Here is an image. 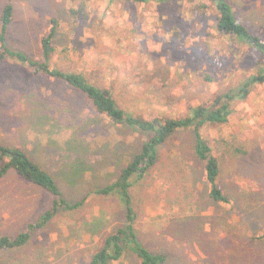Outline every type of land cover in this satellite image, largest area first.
<instances>
[{"label": "rangeland", "instance_id": "rangeland-1", "mask_svg": "<svg viewBox=\"0 0 264 264\" xmlns=\"http://www.w3.org/2000/svg\"><path fill=\"white\" fill-rule=\"evenodd\" d=\"M228 1L264 40V0ZM6 4L14 11L8 47L39 59V40L51 18H58L62 30L53 62L113 87L119 107L135 116L184 118L192 107L236 91L259 62L264 65L247 48L219 42L211 27L215 13L209 9L204 21L194 17L196 1L182 2L180 10L191 18L174 29L162 26L153 6L142 4L88 0L95 12L79 27L69 22L67 10L77 8L70 0H0V13ZM160 32L171 35L165 40ZM149 39L160 45L158 51L148 49ZM230 109L225 125L207 126L202 135L218 160L231 205L207 197L191 131L172 135L147 178L133 181L137 236L149 251L163 254L166 264H264V83ZM145 139V133L95 114L63 82L34 78L17 63L0 66V144L25 150L55 178L67 202L83 201L57 214L23 247L0 251V264H88L124 224L119 198L95 190L116 179ZM51 202L41 188L6 174L0 179V237L23 232ZM112 264L137 263L127 258Z\"/></svg>", "mask_w": 264, "mask_h": 264}, {"label": "trees", "instance_id": "trees-1", "mask_svg": "<svg viewBox=\"0 0 264 264\" xmlns=\"http://www.w3.org/2000/svg\"><path fill=\"white\" fill-rule=\"evenodd\" d=\"M109 6L116 3L142 4L153 6L162 26L179 28L185 13L182 2L194 3V17L208 20L209 9L215 13L212 29L219 42H229L232 47L247 48L252 54L264 58V40L249 26L241 22L233 11L228 0H107ZM77 6L70 7L67 12L69 22L76 27L80 21L87 20L95 12L88 6V0H70ZM13 7L6 4L0 13V66L4 63H17L28 69L32 77H47L61 81L69 88L78 91L86 100L87 106L95 114L107 120L111 125L137 129L146 134V139L139 152L127 159L118 171L116 179L95 190L97 195H116L124 212V224L108 235L101 248L91 257L88 264H112L127 258H133L137 264H166L163 254L149 251L139 240L135 227V211L131 189L133 181H142L158 164V150L175 133L191 131L194 136L193 153L202 164V177L206 186L207 197L215 204L229 206L231 199L220 185V167L209 142L203 137L202 129L207 126H223L231 115V103L245 99L253 86L264 83V65L258 63L257 72L245 77L236 91H228L210 101L192 107L184 118H175L158 113L146 118L135 116L119 107L116 94L112 88H106L98 80L87 78L83 73H75L60 68L53 62L57 37L62 30L58 18H51L48 32L40 38V58L36 59L25 52L11 49L6 39L13 20ZM187 13V12H186ZM104 15V14H103ZM190 16V14H188ZM155 16V17H156ZM156 19V20H157ZM66 24V23H65ZM68 25V23L66 24ZM173 26V27H172ZM173 28V29H174ZM62 33V32H61ZM227 51H224V53ZM209 76L206 77L210 81ZM67 144V143H66ZM31 185L37 186L52 197L50 207L26 229L16 235L0 237V251L23 247L32 235L47 226L60 212L74 211L83 201L70 204L60 191L55 178L42 169L29 154L15 147L0 144V179L9 172ZM264 238V236L262 237ZM262 264V261L257 262Z\"/></svg>", "mask_w": 264, "mask_h": 264}, {"label": "clouds", "instance_id": "clouds-1", "mask_svg": "<svg viewBox=\"0 0 264 264\" xmlns=\"http://www.w3.org/2000/svg\"><path fill=\"white\" fill-rule=\"evenodd\" d=\"M191 17L187 14V13H185V19H190ZM197 28H199L200 27V25H197L196 26ZM165 40H167L168 38H169V36L171 35V33H167V34H165V33H163V32H160L159 33ZM137 40H139V39H144V37H137L136 38ZM189 43H191V41H189ZM147 46H148V49L151 51V50H159V47H160V45L159 44H153L152 43V41L149 39L148 41H147Z\"/></svg>", "mask_w": 264, "mask_h": 264}]
</instances>
